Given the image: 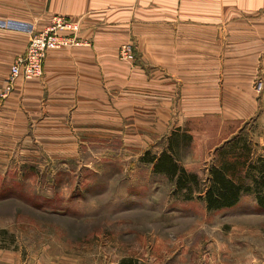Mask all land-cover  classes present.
Segmentation results:
<instances>
[{
    "label": "crops",
    "instance_id": "obj_1",
    "mask_svg": "<svg viewBox=\"0 0 264 264\" xmlns=\"http://www.w3.org/2000/svg\"><path fill=\"white\" fill-rule=\"evenodd\" d=\"M54 16L76 21L89 45L49 51L43 75L3 97L13 60ZM125 43L134 65L118 59ZM260 95L264 0H0V155L18 142L27 156L111 143L139 155L176 129L212 149L263 118ZM0 264L28 263L0 251Z\"/></svg>",
    "mask_w": 264,
    "mask_h": 264
},
{
    "label": "rangeland",
    "instance_id": "obj_2",
    "mask_svg": "<svg viewBox=\"0 0 264 264\" xmlns=\"http://www.w3.org/2000/svg\"><path fill=\"white\" fill-rule=\"evenodd\" d=\"M259 114L212 149L208 136L181 129L139 155L111 143L89 145L75 158L27 156L16 143L0 155V251L28 264H264V208L255 195L218 211H207L201 198L230 142H237L232 156L249 155L241 176L264 159ZM166 151L196 184L178 189L143 162L146 152L158 158Z\"/></svg>",
    "mask_w": 264,
    "mask_h": 264
},
{
    "label": "trees",
    "instance_id": "obj_3",
    "mask_svg": "<svg viewBox=\"0 0 264 264\" xmlns=\"http://www.w3.org/2000/svg\"><path fill=\"white\" fill-rule=\"evenodd\" d=\"M236 143L230 142L225 149H221L218 165L209 170L206 187L201 197L207 211L231 208L237 204L242 194H254L258 206L264 208V159H258L260 163L257 167L252 164L247 167L250 174L252 171H256V174L251 177V184L245 183L249 173L241 176L239 170L246 166L249 155L244 159L240 157L241 155L232 156L233 152L237 154L236 150L232 149L236 148L234 145ZM148 156V152L143 155L145 158L143 162L152 164L154 172L162 173L169 179L175 180L178 189L186 188V181L197 183V177L179 167L170 151L161 153L158 158H148ZM229 156L235 158L232 159Z\"/></svg>",
    "mask_w": 264,
    "mask_h": 264
},
{
    "label": "built area",
    "instance_id": "obj_4",
    "mask_svg": "<svg viewBox=\"0 0 264 264\" xmlns=\"http://www.w3.org/2000/svg\"><path fill=\"white\" fill-rule=\"evenodd\" d=\"M78 32L79 27L76 21L54 16L50 20V25L44 30L31 33L25 53L15 57L10 65L8 83L2 96L5 97L12 91L13 82L16 80L39 79L43 75V64L49 51L88 46V42L77 37ZM117 54L122 63L134 65L136 62L134 49L130 43L120 45Z\"/></svg>",
    "mask_w": 264,
    "mask_h": 264
}]
</instances>
